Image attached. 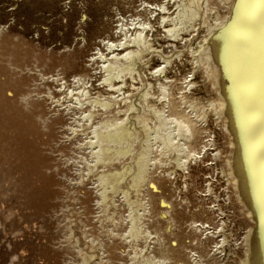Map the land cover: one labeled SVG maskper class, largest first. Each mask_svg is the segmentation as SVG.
Listing matches in <instances>:
<instances>
[{
	"label": "rangeland",
	"instance_id": "374dc122",
	"mask_svg": "<svg viewBox=\"0 0 264 264\" xmlns=\"http://www.w3.org/2000/svg\"><path fill=\"white\" fill-rule=\"evenodd\" d=\"M230 1L203 2L176 33L179 0H0V251L7 231L12 252L25 247L26 264L245 262L255 222L231 175L220 92L195 60L230 16ZM140 49L133 73L131 53ZM164 86L171 103L187 96L206 117L199 156L183 165L171 153L150 167L144 129L165 125ZM130 127L138 142L127 154L119 148L128 142L111 137Z\"/></svg>",
	"mask_w": 264,
	"mask_h": 264
},
{
	"label": "bare ground",
	"instance_id": "6f19581e",
	"mask_svg": "<svg viewBox=\"0 0 264 264\" xmlns=\"http://www.w3.org/2000/svg\"><path fill=\"white\" fill-rule=\"evenodd\" d=\"M179 2H180L179 3L180 11L177 15V19L175 20V26L177 25V23L178 25L177 27H175V30H172L173 32L175 31L176 33L179 30L184 29L195 17L199 16L203 2L208 3L209 0H179ZM229 4H230V16H228L229 18L228 17L227 19L225 18L226 20L221 21L219 26L211 31L210 37L207 40L206 45H204L201 48V50L198 52V55L196 56L195 60L198 64L206 63L208 65L207 68H209V73L212 72L211 74L213 75L215 80L214 85H216V87L218 88L217 90L220 92L221 96L220 95L219 96L221 97V99L219 103H221L220 106L222 109L221 111H219V113L222 112L223 114V119L225 122L224 124L227 132L231 136V143H232V153H231L232 157H230L231 159L229 160L231 175L234 178L235 186L238 189L240 200L246 207L248 211V215H250V218L255 222L254 228L249 230L246 239L247 256L243 264H264V0H231ZM138 38L140 40L139 42L146 40L143 34L139 35L136 40H138ZM147 43L149 42L147 41ZM137 49H139V47ZM131 54H135L133 57L130 55L134 61L132 62L131 60L132 58H130L131 60L130 62H132V64L130 63L132 68L130 69V71L131 72L133 71L134 73L136 72V65H137V63L135 62H137V60L140 59V55H142V50L140 49L135 53H131ZM128 55L129 54H127V56ZM127 64L130 66L129 61L127 62ZM107 66L110 69H113L114 67L111 64L109 65V63ZM124 67L125 66L122 67L123 70L125 69ZM115 69L116 68L114 67V70ZM118 69L121 70V72L123 71L121 68ZM110 74L111 73H109V75ZM115 75L116 74H111V76H108L107 78H109V80L112 82ZM162 90L164 91L162 97L163 99H166L167 105L164 107L163 114L160 115H163V117L165 116L164 117L165 119L163 118L165 125L162 124L161 126H157L159 128H155V129H153L151 126L150 128H152V130L151 131L148 130L150 133H147V130L144 129V132L146 134V139L149 137V140L147 141L148 143L147 142L145 143L149 144V155L151 157L150 161L144 164L147 165L148 163H150V167L155 166L157 162H160V160L162 159L161 157L166 155L170 156V154L173 153L174 155L173 157L176 163H181V164L183 163V165H185L191 157L199 156V151L196 147V144L198 143L197 141H199V136L201 134L200 132L202 131V129L200 125H198L199 123L198 121L203 120L206 117V113L204 114H202L203 112L200 113L198 111L197 105H194L193 102L188 100L189 97L187 96H182L180 101L177 103H175V101L171 103L169 94L167 92V87L164 86ZM96 102L98 103L100 101L96 100ZM140 110L143 111L144 109H140ZM142 114L141 116H144L143 112ZM89 116L90 118L94 117V116L91 117L92 115ZM127 118L126 120L128 121L129 119ZM161 118L162 117L160 118L157 117V119L159 120H161ZM136 119L137 118H135V120ZM144 120H142V122ZM127 121L125 122L127 123ZM120 122H122L121 126L125 128L126 123H123V119ZM120 122L118 121L117 125H119ZM147 123L145 122L144 124L148 125ZM110 124H114V123H110ZM134 124L136 125V123ZM141 125L142 123L140 122V126ZM163 125L164 127H162ZM142 127L145 128L146 126L144 125L141 126V128ZM148 127L146 128L148 129ZM106 128L109 129L112 127H106ZM130 128L128 129L130 130ZM128 129L126 128L125 129L126 131L123 129L125 132L121 131L122 134L125 133L123 136L118 130V132L117 131L115 133L112 132V137H111V139L115 140L112 141L114 143L115 142L119 143V145L123 143L126 144L125 142H128L127 143L128 146H124V147L120 146L119 148V150H122L123 153H124L123 151L124 149L127 154L130 153L131 150H133L131 149L132 148L131 146L134 145V141L132 138L135 137V136L133 137V134H136L137 128L136 130H132L131 128V131H129ZM103 130H105V126L103 127ZM113 130L116 129L114 128ZM96 133L93 132V134ZM106 133H110V131ZM139 134H141V131L139 132ZM101 136L104 138V134H101ZM101 136H99V138ZM106 139L107 136L105 138V141H107ZM135 139H137V137H135ZM105 141H101V142L104 143ZM136 142H138V140L135 141L134 146H136ZM109 144L107 145L103 144V146L106 147ZM90 145H91L90 147L92 148L93 144L91 143ZM146 145L143 144V146ZM103 146L100 145L101 148ZM146 147L148 148V146ZM101 150L103 151L105 149L102 148ZM101 150H99V152ZM108 152H104V153H108ZM100 153L97 152L98 155ZM123 153L121 154L123 155ZM142 155L144 156L143 153ZM96 157H95L96 159H100L99 156ZM109 157H110L109 160L110 159L113 160L115 158V156L114 158L112 156L113 158L112 159L111 155ZM143 158L141 157V159ZM94 161L96 162L97 160ZM101 161L103 162L104 158ZM143 167L144 166H142V168ZM146 169H150V168H146L145 166V172L143 169V172L141 173L143 174L146 173L147 172ZM103 175L104 174H102L101 177ZM106 176H108V174ZM146 176H148L147 173ZM104 178L107 179L106 177ZM104 178L102 179L104 180ZM111 180L112 179L110 178V182L112 184ZM118 181L120 180L117 179V182ZM110 182H108L107 180L106 183L110 184ZM113 185L116 184H114L113 182ZM112 189L113 191H117L118 187L116 186L110 188V190ZM104 194L101 195L103 196L101 197L103 200H105L107 197V193L105 195ZM127 194L122 193V195H124L125 197L124 199L128 198L129 195L127 196ZM130 208L132 209V207ZM164 216L168 220L169 225L172 226L174 224V220L172 219V217L169 216L168 213H165ZM130 218H131L130 223L133 226L134 225L133 217L131 216ZM128 236L130 237V235ZM1 238H2L3 246H2V250L0 251V264H26L29 259V255L27 254V252L24 251L25 247L23 249H20L23 250V252L20 253L12 252L13 237L10 235V233L7 231H3L1 233ZM91 259H92V255H85L83 257L84 263L90 262ZM170 260H171L170 256L164 257L162 261H160V264H165ZM148 264H154V263L148 262ZM179 264H186V263L180 261Z\"/></svg>",
	"mask_w": 264,
	"mask_h": 264
}]
</instances>
